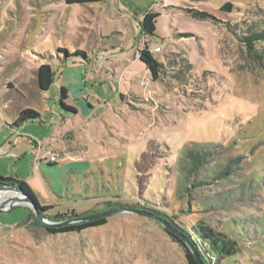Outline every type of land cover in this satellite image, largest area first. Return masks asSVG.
<instances>
[{"label":"rangeland","instance_id":"1","mask_svg":"<svg viewBox=\"0 0 264 264\" xmlns=\"http://www.w3.org/2000/svg\"><path fill=\"white\" fill-rule=\"evenodd\" d=\"M147 10L162 16L143 39L136 19ZM82 17L97 18L98 36ZM262 31L264 0H104L67 10L62 0H0V47L15 45L0 59L8 64H0V82L30 74L21 103L46 109L34 81L48 63L55 77L44 94L66 119L50 124V111L41 110L45 124L21 128L28 148L58 137V146L42 149L66 171L46 166L47 182L32 167L26 181L39 204L52 207L48 216L147 206L180 228L205 221L225 233L238 251L218 264H264V42L254 43L257 60L241 40ZM144 41L161 64L157 79L139 60ZM61 87L78 115L61 108ZM195 155L203 163L193 173ZM71 160L77 171L64 163ZM28 161L31 169V154ZM30 212H0V264H188L182 247L145 217L119 213L101 227L50 235L27 220Z\"/></svg>","mask_w":264,"mask_h":264},{"label":"trees","instance_id":"2","mask_svg":"<svg viewBox=\"0 0 264 264\" xmlns=\"http://www.w3.org/2000/svg\"><path fill=\"white\" fill-rule=\"evenodd\" d=\"M63 1L68 6L85 5V4H101L104 2V0H63ZM225 8L231 9L232 6L230 4H226ZM199 16H206V14ZM158 17H159V13H155V12H147L144 14L142 20L138 23L139 34L141 38L143 37V39H148V38H152L155 35V29H156L155 23ZM241 40L242 43H244V46L246 47L247 53L250 55L253 53V57H255L257 60H260L261 59L260 55L254 52V43L264 42V31L243 37ZM143 45L144 47L139 54V60L144 64L146 69L150 72L152 78L157 79V75L160 73V69L162 68L161 64H159L154 59L152 52L150 51L151 48H149L147 41H144ZM54 77H55V71L51 65H49L48 63L41 65L37 72V82L39 89L43 92L48 91L54 83ZM59 97H60L59 102L61 108L63 110L74 113L75 109L64 103V101L68 99L67 90L64 87L60 88ZM38 120H40V114L37 111L32 109H24L19 113L17 119L15 120V125H22L26 122H36ZM192 158H193L192 161L190 160V165H191L190 169H192L193 173H196L202 167L203 160L198 155H195ZM215 179H218V177L216 176ZM201 184L202 183H198L196 184V186L200 187L202 186ZM4 187H14L19 189L39 207L40 211L44 213L45 217L48 220L53 221L55 223L63 222L65 220L72 218L91 215V214L77 215L74 212H72L71 214L67 212L61 214L58 213L54 217H50L48 216L47 212L52 207L41 206L37 201L36 197L34 196L33 192L30 190L26 182H24L23 180L3 177L0 175V189ZM115 205L120 206L118 204ZM127 207L131 209H136L147 213H151L163 220H166L171 226L176 228L184 237H186L190 241L196 253L198 254V257L202 262V264H218V262L223 257L234 256L238 251L236 243L233 240L229 239V237L225 233L220 232L218 230H214L211 224L205 221H199L196 224H194L192 227H190L189 230H187L180 228L179 226L174 224L173 220L169 219L166 215L160 214L159 212H157L156 210L150 207L147 206H139V207L127 206ZM110 208H114V206L108 205V207L103 209L102 211H105ZM97 213H93V214H97ZM27 220H34L35 222H38L35 219L32 212L29 213ZM39 223L40 222H38V224ZM106 223H107V218H100L90 222L72 224L60 228L46 227L41 223L40 224L48 234L56 235V234L73 233V232L80 233L81 231H84L86 229L101 227L103 225H106ZM166 232L176 243H178L182 247L188 264H198L194 259V257L192 256V254L189 252L188 248L185 246V244L175 235L169 233L168 231Z\"/></svg>","mask_w":264,"mask_h":264},{"label":"crops","instance_id":"3","mask_svg":"<svg viewBox=\"0 0 264 264\" xmlns=\"http://www.w3.org/2000/svg\"><path fill=\"white\" fill-rule=\"evenodd\" d=\"M148 1V0H147ZM63 4L65 5V9H71L74 6H86V8L88 6H93L95 8L96 5L99 4H85V5H72V6H68L64 3V1L62 0ZM153 2L155 3L156 1L153 0ZM161 2V0H160ZM102 4V3H101ZM147 12H152V10H147V11H142V15L141 17H137V24L142 20L143 16L145 13ZM159 13V16H162L161 12H156ZM173 18V17H172ZM81 19L86 20L88 22V24H94V29L92 30V33L95 34L96 36H98V31H99V24H98V20L97 18H85L82 17ZM81 19H77V20H70L72 23L73 27H76L77 25L79 26V22H81ZM77 23V24H76ZM66 27L69 26V22L67 21L66 24H64ZM91 26V25H90ZM66 30H69L68 28H65ZM136 30L138 31V36H139V26H136ZM120 34V33H119ZM94 42V40H93ZM14 44H10L9 48H2L0 47V52L3 53V57L0 56V59L3 60V62L6 60V58L8 57V54H10V51L13 50L14 48ZM20 46L17 47V53H20ZM1 63L2 66H7L8 64L5 63ZM46 62H44L45 64ZM11 65L14 66H19V63H17V61H13L10 62ZM144 66V65H143ZM35 67V66H33ZM32 67V68H33ZM29 69L31 70V68L28 66V72ZM34 69V68H33ZM14 70V69H12ZM36 71V70H33ZM10 74V73H9ZM7 75L6 81H2L0 82V175L3 177H8V178H15V179H19V180H23V181H28L30 176H33V172H32V167H36L37 170L39 171L40 175L45 178V180L47 181L46 176L44 177V173L49 172L46 169V166H52V165H58V163H49L48 161V157H46L47 155V150H43L42 148H52L55 144L58 146L57 144V140L58 137L55 139L54 141V137L53 132L52 135L50 136L49 140H45V141H36V142H31L32 146H23L24 142H27L28 140H24V137H22L20 134H22L21 132V128L24 127V125L27 124H31V123H35V122H26L22 125H15V120L17 119L19 113L24 110V109H31V108H26L25 104L21 103V99L22 98H27L29 99V96L27 95V92L24 90H21V85H24L26 83V81L28 80V88L30 87V83H31V75L28 74L27 76H25V78H23V82L21 80V77L18 74L15 75ZM18 76V78L16 77ZM21 80V81H20ZM37 79L35 78L34 81V85L37 84L38 82ZM31 90V89H29ZM40 90V89H39ZM32 91V90H31ZM30 91V92H31ZM46 92V91H45ZM45 92L41 91L39 92V95L42 96V100L45 104V108L46 109H41L45 114L49 113L50 111V117L51 120L48 121L50 122V124H53V122L56 125H61L62 126L65 124V118L64 115L61 112H58L56 110V107L53 103H51L49 101V98H46L45 96ZM27 101V100H26ZM67 101V100H66ZM51 104V105H50ZM35 106V105H34ZM35 108L37 109H32L37 111L40 114V123L42 122V111H38V107L35 106ZM75 115H78L80 112L79 110H75ZM61 114L63 116H61ZM47 122V120H45V122H42V124H45ZM8 124H11L8 125ZM59 131V134H57V136L61 135V128L59 130H57V132ZM54 136V137H53ZM22 140V144H20ZM59 143V142H58ZM23 146V147H22ZM40 149L41 151V156L40 158H38L37 160L35 159V154L36 152ZM31 154L32 156V163H31V169H29V161H28V155ZM69 169L68 170H76L77 169V164H75V161H69V162H64ZM62 164V163H60ZM71 164H73L71 166ZM60 165H58L56 167L57 171H61V172H65L67 167L62 170L61 167L63 166V164L61 165V167H59ZM74 168V169H73ZM77 171V170H76ZM31 174V175H29ZM48 182V181H47ZM107 224V223H106Z\"/></svg>","mask_w":264,"mask_h":264},{"label":"water","instance_id":"4","mask_svg":"<svg viewBox=\"0 0 264 264\" xmlns=\"http://www.w3.org/2000/svg\"><path fill=\"white\" fill-rule=\"evenodd\" d=\"M5 189L12 190V191L16 192L17 196L15 198L0 202V212H2V213L9 212L10 210L13 209L14 206H17V205L25 206V207L30 208L35 219L46 227L60 228V227L68 226V225H72V224L90 222V221L100 219V218H107L109 216L119 214V213H130V214H134V215H138L141 217L148 218V219L153 220L154 222L158 223L160 226H162L163 229H165L169 233L178 237L185 244V246L188 248L189 252L192 254V256L194 257L196 262L198 264H202V262L200 261V259L198 257V254L196 253V251H195L194 247L192 246V244L190 243V241L186 237H184L176 228L171 226L166 220H163L154 214L147 213V212L140 211V210H136V209H131V208L130 209H123V208L117 207V208H110V209H107L105 211H102L100 213L93 214L90 216L77 217V218L65 220L63 222L55 223V222L49 221L45 217L44 213H42L40 211L39 207L26 194L21 192L19 189L14 188V187H5V188H1L0 192L5 190Z\"/></svg>","mask_w":264,"mask_h":264},{"label":"bare ground","instance_id":"5","mask_svg":"<svg viewBox=\"0 0 264 264\" xmlns=\"http://www.w3.org/2000/svg\"><path fill=\"white\" fill-rule=\"evenodd\" d=\"M16 196H17L16 192H14L12 190L5 189V190L0 192V202L15 198Z\"/></svg>","mask_w":264,"mask_h":264},{"label":"built area","instance_id":"6","mask_svg":"<svg viewBox=\"0 0 264 264\" xmlns=\"http://www.w3.org/2000/svg\"><path fill=\"white\" fill-rule=\"evenodd\" d=\"M150 51H151V49H150ZM155 51L156 52H159L160 51V47H157L156 49H155ZM152 52V51H151ZM48 161H49V163H54L55 162V160H56V155H50V156H48Z\"/></svg>","mask_w":264,"mask_h":264}]
</instances>
